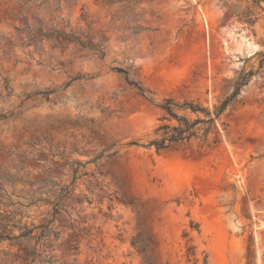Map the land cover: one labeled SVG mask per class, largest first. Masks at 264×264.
Returning a JSON list of instances; mask_svg holds the SVG:
<instances>
[{
	"label": "rangeland",
	"instance_id": "obj_1",
	"mask_svg": "<svg viewBox=\"0 0 264 264\" xmlns=\"http://www.w3.org/2000/svg\"><path fill=\"white\" fill-rule=\"evenodd\" d=\"M260 7L0 0V264H264ZM249 70L206 139L148 146L164 99L211 109Z\"/></svg>",
	"mask_w": 264,
	"mask_h": 264
},
{
	"label": "trees",
	"instance_id": "obj_2",
	"mask_svg": "<svg viewBox=\"0 0 264 264\" xmlns=\"http://www.w3.org/2000/svg\"><path fill=\"white\" fill-rule=\"evenodd\" d=\"M252 6L260 7V3L264 0H249ZM238 8V7H237ZM236 12V11H235ZM237 18L246 23H253L252 13L249 6H245L241 11H237ZM79 44L80 41L78 40ZM259 56L258 69L264 66V52L256 53ZM121 74L129 85H133L143 93V89L133 80L129 79V72L122 67H114L113 69ZM256 71H242L234 80L231 91L222 97L218 103L212 108L200 106L192 101L177 102L173 98L164 99L158 106L163 111L161 120L174 121L175 124L163 123L156 127L154 138L148 142V146H153L156 150L166 149L174 144L187 142L190 139L207 138L215 127V122L227 110L232 102L239 95L241 88L246 86ZM181 111L182 114H178ZM193 115V117L187 116ZM31 230H27L22 235L29 234ZM3 238L0 236V242ZM188 254H193L191 248L187 250ZM31 263L37 258V252L32 253ZM247 264V263H246Z\"/></svg>",
	"mask_w": 264,
	"mask_h": 264
}]
</instances>
